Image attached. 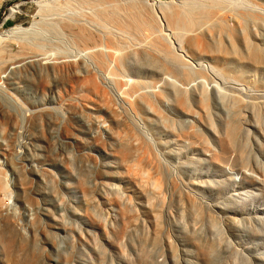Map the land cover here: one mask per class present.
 Masks as SVG:
<instances>
[{"label": "rangeland", "instance_id": "obj_1", "mask_svg": "<svg viewBox=\"0 0 264 264\" xmlns=\"http://www.w3.org/2000/svg\"><path fill=\"white\" fill-rule=\"evenodd\" d=\"M0 58V264H264V0H0Z\"/></svg>", "mask_w": 264, "mask_h": 264}, {"label": "bare ground", "instance_id": "obj_2", "mask_svg": "<svg viewBox=\"0 0 264 264\" xmlns=\"http://www.w3.org/2000/svg\"><path fill=\"white\" fill-rule=\"evenodd\" d=\"M192 39V38H191ZM196 40V39H195ZM195 42V41H194ZM191 43V42H190ZM118 56V55H117ZM122 59V58H121ZM38 60V59H37ZM4 58H0V66H2V64L4 63ZM35 61V60H34ZM31 62H33V59L32 60H28V59H26V60H23V61H21V62H19L18 64H16V66L14 67V68H20V67H24V66H26L27 64H29V63H31ZM44 62H46V61H44ZM48 63V62H47ZM12 68V67H11ZM42 69V68H41ZM48 69V68H47ZM42 71V70H41ZM3 73H6V72H3ZM9 72H7V74H8ZM6 74V75H7ZM6 75H4V76H6ZM3 78V77H2Z\"/></svg>", "mask_w": 264, "mask_h": 264}]
</instances>
